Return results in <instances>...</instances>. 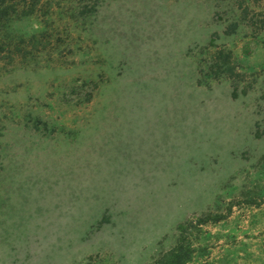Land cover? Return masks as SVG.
Wrapping results in <instances>:
<instances>
[{"label": "rangeland", "instance_id": "1", "mask_svg": "<svg viewBox=\"0 0 264 264\" xmlns=\"http://www.w3.org/2000/svg\"><path fill=\"white\" fill-rule=\"evenodd\" d=\"M264 264V0H0V264Z\"/></svg>", "mask_w": 264, "mask_h": 264}, {"label": "trees", "instance_id": "2", "mask_svg": "<svg viewBox=\"0 0 264 264\" xmlns=\"http://www.w3.org/2000/svg\"><path fill=\"white\" fill-rule=\"evenodd\" d=\"M174 264H178V262H176V261H175V263H174ZM179 264H180V263H179Z\"/></svg>", "mask_w": 264, "mask_h": 264}]
</instances>
